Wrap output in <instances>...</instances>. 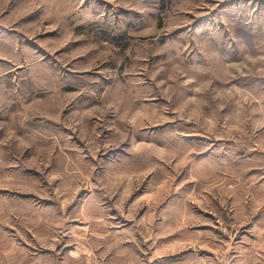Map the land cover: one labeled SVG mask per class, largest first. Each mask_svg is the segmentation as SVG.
Returning a JSON list of instances; mask_svg holds the SVG:
<instances>
[{"label": "rangeland", "instance_id": "obj_1", "mask_svg": "<svg viewBox=\"0 0 264 264\" xmlns=\"http://www.w3.org/2000/svg\"><path fill=\"white\" fill-rule=\"evenodd\" d=\"M84 248L264 264V0H0V264Z\"/></svg>", "mask_w": 264, "mask_h": 264}, {"label": "crops", "instance_id": "obj_2", "mask_svg": "<svg viewBox=\"0 0 264 264\" xmlns=\"http://www.w3.org/2000/svg\"><path fill=\"white\" fill-rule=\"evenodd\" d=\"M157 251L155 250L153 253V261L152 264H193V261L197 263V261H203L205 264L208 263V261L211 264H224V262L219 260V254L222 253H213L210 254L205 251H200L199 257L195 258L193 260V255H196L195 252H185L180 255V253H177L175 250L169 251V249H166L167 251ZM263 250V251H260ZM259 252L261 255L264 256V248H259ZM178 255V257H176ZM82 258H80V257ZM180 256V257H179ZM210 256V258H208ZM72 263L71 264H95L93 261L92 256L90 255V250L87 248H84L83 251L79 254H73L72 256ZM209 259V260H208ZM28 264H31L30 262ZM105 264V263H101Z\"/></svg>", "mask_w": 264, "mask_h": 264}]
</instances>
